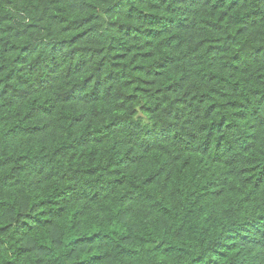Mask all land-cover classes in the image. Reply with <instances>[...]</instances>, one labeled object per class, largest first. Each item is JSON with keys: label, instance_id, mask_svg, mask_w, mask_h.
I'll list each match as a JSON object with an SVG mask.
<instances>
[{"label": "clouds", "instance_id": "1", "mask_svg": "<svg viewBox=\"0 0 264 264\" xmlns=\"http://www.w3.org/2000/svg\"><path fill=\"white\" fill-rule=\"evenodd\" d=\"M57 14L87 15L71 28L104 53L40 48L39 62L22 66L23 82L5 81L9 96L28 89L33 108L47 100L41 126L25 128L0 99V160L8 161L0 191L18 193L0 222L12 224L0 234L8 256L35 264L13 255L27 246L28 228L15 234L18 217H35L36 229L71 210L72 235L60 228L48 243L51 264H78L81 250L100 258L91 264H264V176L255 178L264 171V0H70L63 9L53 0H0V29L37 25L33 41L58 42L75 33ZM110 45L151 53L124 62L129 71L150 66L132 73L135 84L97 72ZM21 154L30 157L23 172ZM85 230L91 240L81 238Z\"/></svg>", "mask_w": 264, "mask_h": 264}, {"label": "trees", "instance_id": "2", "mask_svg": "<svg viewBox=\"0 0 264 264\" xmlns=\"http://www.w3.org/2000/svg\"><path fill=\"white\" fill-rule=\"evenodd\" d=\"M219 3L220 0H217ZM53 3L60 6L63 9L66 3L70 4V0H53ZM149 15H153L152 12L148 13ZM90 18L87 15H81L78 19H70L65 15L57 14L53 17L54 21L66 22V27L64 31H72L75 34L70 35L67 39L59 40L58 42L50 41L46 37L41 38L39 41H33L31 37V31L35 30L37 25H28L27 28L22 29H13L11 27L6 29H0V73L7 72V75L0 79V84H5V81H15L16 83H21L24 81V77L20 75V72H23V65H28L30 69L32 65L38 63L39 61H33V55L40 49L44 47L51 46L52 52L63 51V47H71L73 44H78L79 46L73 51H89L92 52L93 55H103V48L91 49L88 48L87 45L91 42V37L87 35V31H82L80 28L72 29L71 25L80 24L81 27H84L82 24L83 21H88ZM223 19V16L217 17L215 23H219ZM205 23L212 24L214 21H206ZM150 30L159 31L158 26L152 25ZM90 31V30H88ZM83 38V39H81ZM109 53L112 54L111 60H108L107 56H104L102 60H100L99 65L97 67V72L109 71V80H111L114 84H119L122 81H127V86H131L136 83V80L131 78L132 73L135 72H144L146 67H150L145 64H135L134 67H131V71H129L130 65L124 63L131 57L133 60H149L151 58V53H146L140 51L135 48L133 45L130 48H118L115 46H109ZM7 61V63H6ZM11 65V70H9V66ZM79 67V65H77ZM19 69V71H17ZM149 74V73H145ZM29 75H35L34 71H30ZM91 77H87L82 81V84H89ZM41 86L47 90L49 82L47 76L40 81ZM145 85L149 83V81H142ZM54 86V83L53 85ZM12 87L11 84H5V87L2 91H0V99L5 100V106L14 110L15 118L19 121L17 123V127L23 125L25 128H39L41 126L40 117L43 115H47V110L43 113L40 112V108L44 107V104L47 103V100H44L39 107H32V93L28 89L21 90L17 88L11 93V96L8 95L9 89ZM92 87V85H89ZM147 89H145L146 91ZM136 91H140L139 88ZM72 120H78L79 117H70ZM47 128V125L44 126ZM11 131H15V128L11 129ZM57 129H50V132L53 136L56 135ZM83 140V137L79 138ZM75 143V141H73ZM81 148L85 147V145L81 144ZM40 150V145L36 144L34 146V151L38 152ZM25 153L29 152V148L25 147L23 149ZM34 154V153H33ZM30 157L28 154H21L15 157L21 161V171L23 172L26 168V165L23 163L28 160ZM8 165V161L0 160V167H6ZM248 173V179H253L252 171L255 170H245ZM264 176V171H255V178H259ZM55 179V178H53ZM23 183L22 180H17L14 184L5 185V187L17 188L19 185ZM31 187V185H29ZM252 190H255V185H251ZM18 193L12 192L5 196L3 191H0V222H3L4 217H10V214L15 210V200L14 197ZM42 203H46V201H42ZM53 206H55L56 202L53 201ZM36 219L35 217L27 216V217H18L15 221L18 225L15 234L19 235L21 229L28 228V233L25 234L24 238L26 240L27 246L23 248H18L13 255L17 259L27 257L29 260L35 259V264H51L49 259V255L46 253H54V248L48 247L49 241L52 240L53 235L60 234L58 233V229L63 228L64 231L62 233L65 237H70L72 235L71 228L73 226V213L71 210L68 211L67 220L66 221H49L42 222L36 229L29 227V222ZM12 230V224H6L3 227H0V234H5L8 231ZM81 238L84 239H92V234L85 232L81 233ZM74 243H78V241H73ZM6 241L0 239V264H15V260L11 256H8V251L10 249H5ZM230 254H225V261L229 259ZM98 256H89L86 250H81L80 259L78 264H91L92 261L99 260ZM241 264H244L241 261Z\"/></svg>", "mask_w": 264, "mask_h": 264}]
</instances>
